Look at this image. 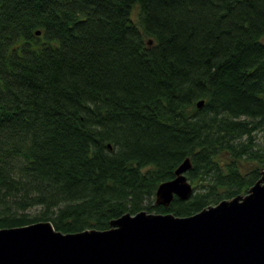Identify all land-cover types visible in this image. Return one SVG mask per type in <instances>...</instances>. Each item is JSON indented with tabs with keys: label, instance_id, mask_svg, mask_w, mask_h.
<instances>
[{
	"label": "trees",
	"instance_id": "trees-1",
	"mask_svg": "<svg viewBox=\"0 0 264 264\" xmlns=\"http://www.w3.org/2000/svg\"><path fill=\"white\" fill-rule=\"evenodd\" d=\"M263 169L264 0H0V228L187 216Z\"/></svg>",
	"mask_w": 264,
	"mask_h": 264
},
{
	"label": "water",
	"instance_id": "water-1",
	"mask_svg": "<svg viewBox=\"0 0 264 264\" xmlns=\"http://www.w3.org/2000/svg\"><path fill=\"white\" fill-rule=\"evenodd\" d=\"M190 168L186 157L158 184L156 205L191 195ZM0 264H264V169L245 193L187 216L140 210L69 233L50 221L0 228Z\"/></svg>",
	"mask_w": 264,
	"mask_h": 264
}]
</instances>
